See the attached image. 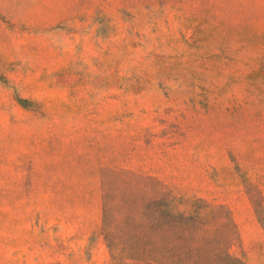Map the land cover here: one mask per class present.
Instances as JSON below:
<instances>
[{
	"label": "rangeland",
	"instance_id": "obj_1",
	"mask_svg": "<svg viewBox=\"0 0 264 264\" xmlns=\"http://www.w3.org/2000/svg\"><path fill=\"white\" fill-rule=\"evenodd\" d=\"M159 197L264 264V0H0V264H109Z\"/></svg>",
	"mask_w": 264,
	"mask_h": 264
},
{
	"label": "trees",
	"instance_id": "obj_2",
	"mask_svg": "<svg viewBox=\"0 0 264 264\" xmlns=\"http://www.w3.org/2000/svg\"><path fill=\"white\" fill-rule=\"evenodd\" d=\"M157 188L160 193L170 191L164 184ZM154 205L157 214L153 216L143 212L108 223L102 219L100 234L109 264H246L229 251L233 236L209 229L204 216L172 212L165 197Z\"/></svg>",
	"mask_w": 264,
	"mask_h": 264
}]
</instances>
